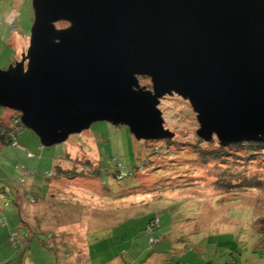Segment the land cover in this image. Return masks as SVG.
Wrapping results in <instances>:
<instances>
[{
	"label": "rangeland",
	"instance_id": "1",
	"mask_svg": "<svg viewBox=\"0 0 264 264\" xmlns=\"http://www.w3.org/2000/svg\"><path fill=\"white\" fill-rule=\"evenodd\" d=\"M33 21L32 0H0V69L22 59ZM0 109L6 121L18 114ZM159 109L169 145L108 122L50 148L25 126L18 146L0 143V264H264V186L218 187L216 164L194 152L202 140L189 102L167 96ZM218 147L216 138L201 146ZM113 162L144 173L118 183ZM99 164L110 174L98 177ZM248 169L264 174V161Z\"/></svg>",
	"mask_w": 264,
	"mask_h": 264
},
{
	"label": "water",
	"instance_id": "2",
	"mask_svg": "<svg viewBox=\"0 0 264 264\" xmlns=\"http://www.w3.org/2000/svg\"><path fill=\"white\" fill-rule=\"evenodd\" d=\"M32 7L28 50L0 69V108L20 113L44 147L97 122L125 126L138 141L170 140L159 105L173 95L189 102L205 143H264V0Z\"/></svg>",
	"mask_w": 264,
	"mask_h": 264
},
{
	"label": "trees",
	"instance_id": "3",
	"mask_svg": "<svg viewBox=\"0 0 264 264\" xmlns=\"http://www.w3.org/2000/svg\"><path fill=\"white\" fill-rule=\"evenodd\" d=\"M14 119H17V123H15ZM23 130L24 126L17 115L12 116L11 121H6L1 116L0 109V143L11 144L13 146L14 141H16L18 144L19 135ZM11 134H14L15 138L12 137ZM164 143L169 145L171 141L164 140ZM203 143L205 142L202 140L199 144L195 145L194 152L199 155L204 164H209L211 162L216 164V169L218 171L216 172L217 181L215 184H217L218 187L232 190L237 193L243 188L260 189L264 186V174L260 171H250V169H248V166L264 161V143L249 142L232 144L227 147H222L219 144L217 149H203L201 148ZM113 164L116 167L115 170H113V177L118 183L123 182V180L128 177H134L138 170L144 173L145 169L144 165H139L136 167V170H124L121 164H115V162H113ZM261 166L263 167V164ZM95 170L98 173V177L110 174V172L104 169L100 164ZM122 173H124L123 176H121ZM50 174L51 176L53 175L52 173ZM57 175H66L65 177H67V179L77 177L76 174L70 175L69 172L62 170L60 167L57 168ZM157 222H159L158 217L151 218L147 230L152 231L154 227L158 226ZM29 239L30 235H27V243L25 246H27ZM25 246L23 248H25Z\"/></svg>",
	"mask_w": 264,
	"mask_h": 264
},
{
	"label": "built area",
	"instance_id": "4",
	"mask_svg": "<svg viewBox=\"0 0 264 264\" xmlns=\"http://www.w3.org/2000/svg\"><path fill=\"white\" fill-rule=\"evenodd\" d=\"M17 117H19V118H21V114L20 113H18L17 114ZM15 120V119H14ZM21 121V120H20ZM15 123H17V119L15 120ZM16 133V132H15ZM11 136L12 137H14L15 138V135L14 134H11ZM18 144L16 143V141H14V143H13V146H17ZM124 175V173H122L121 174V176H123ZM1 223H2V221H0ZM3 224V223H2ZM27 235H25V237H26ZM17 237H18V234H16V233H14V234H12V236H11V238H10V242L12 243V244H14V246H16V243H17ZM26 239H25V241L24 242H21L20 243V249L21 248H23L26 244ZM25 244V245H24Z\"/></svg>",
	"mask_w": 264,
	"mask_h": 264
},
{
	"label": "crops",
	"instance_id": "5",
	"mask_svg": "<svg viewBox=\"0 0 264 264\" xmlns=\"http://www.w3.org/2000/svg\"><path fill=\"white\" fill-rule=\"evenodd\" d=\"M0 150H1V148H0ZM3 223V222H2Z\"/></svg>",
	"mask_w": 264,
	"mask_h": 264
}]
</instances>
